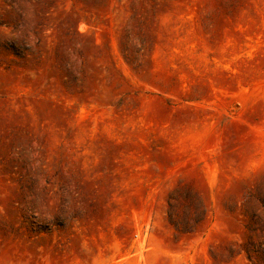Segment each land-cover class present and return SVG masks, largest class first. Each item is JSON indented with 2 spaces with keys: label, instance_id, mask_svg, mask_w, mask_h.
<instances>
[{
  "label": "rangeland",
  "instance_id": "rangeland-1",
  "mask_svg": "<svg viewBox=\"0 0 264 264\" xmlns=\"http://www.w3.org/2000/svg\"><path fill=\"white\" fill-rule=\"evenodd\" d=\"M0 264H264V0H0Z\"/></svg>",
  "mask_w": 264,
  "mask_h": 264
}]
</instances>
